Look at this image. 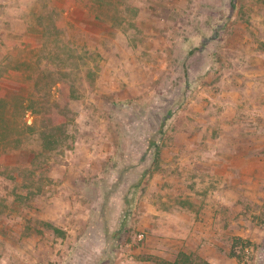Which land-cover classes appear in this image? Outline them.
I'll return each mask as SVG.
<instances>
[{"label":"rangeland","instance_id":"374dc122","mask_svg":"<svg viewBox=\"0 0 264 264\" xmlns=\"http://www.w3.org/2000/svg\"><path fill=\"white\" fill-rule=\"evenodd\" d=\"M0 91V264H264V0H0Z\"/></svg>","mask_w":264,"mask_h":264},{"label":"trees","instance_id":"16d2710c","mask_svg":"<svg viewBox=\"0 0 264 264\" xmlns=\"http://www.w3.org/2000/svg\"><path fill=\"white\" fill-rule=\"evenodd\" d=\"M0 94H1V91H0ZM9 98H11V97H8V95H4V96H1L0 95V107H5L6 108V105H8V99ZM12 98H17L16 96H12ZM6 102V103H5ZM29 109H23V113L21 114V116H19V118H20V120H19V118L17 119V118H15L14 120H13V123H14V126H15V130L17 129L18 131H17V135H14V137H17V136H19V133L21 132V130H22V120H23V117L25 116V114H26V112L28 111ZM34 112H36V111H34ZM0 114H1V112H0ZM3 114V113H2ZM7 118H5V119H2L1 118V115H0V129L2 128H4L5 126L4 125H2V124H5V121H6V123L8 122V120H6ZM57 130H63V127H54V128H51L50 130H48V131H41V135H42V137L43 138H45L47 135H51V133L52 132H55V131H57ZM124 172L125 171H123L122 172V174H120V179H121V182H122V180H123V174H124ZM139 176H138V178L136 179V181L133 183V185L131 186V188H135V189H138V188H140V186L143 184V182H144V180H145V175H146V173L145 172H142V173H139L138 174ZM107 195H110V194H107ZM125 198V197H124ZM125 200L127 201V198H125ZM125 202V201H124ZM125 204H127L128 206L130 205V203H125ZM119 231H121V228L119 229Z\"/></svg>","mask_w":264,"mask_h":264}]
</instances>
